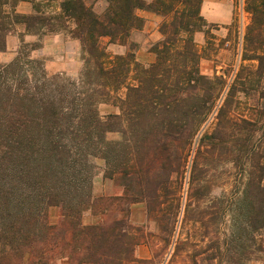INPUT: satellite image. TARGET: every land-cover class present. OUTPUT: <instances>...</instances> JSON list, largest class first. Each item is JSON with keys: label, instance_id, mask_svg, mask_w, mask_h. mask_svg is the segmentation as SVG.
Masks as SVG:
<instances>
[{"label": "trees", "instance_id": "obj_1", "mask_svg": "<svg viewBox=\"0 0 264 264\" xmlns=\"http://www.w3.org/2000/svg\"><path fill=\"white\" fill-rule=\"evenodd\" d=\"M107 1L101 14L84 0H64L59 11L49 5L10 15L2 10L7 0H0V52L14 24L24 23L29 33L79 40L83 59L76 78L49 73L32 57L40 43L0 60V264H154L138 258L136 248H153L158 236L169 243L181 214L182 221L205 226L214 220L216 211L191 213L208 184H202L200 161L222 148L232 156L234 190L210 201L222 214L232 213L238 252L248 240L250 255L264 254V131L256 136L264 129L257 100L264 99V0L246 2L252 18L241 64L213 77L201 72L193 38L203 28V0ZM139 9L168 16L148 64L136 59V43L112 56L104 41L126 45L144 27ZM104 103L119 111L102 114ZM95 159L122 194H95ZM188 169L183 205L181 178ZM135 202L145 203L158 235L131 221ZM51 206L61 210L57 223ZM214 247L221 248L207 250ZM232 263L247 264L240 256Z\"/></svg>", "mask_w": 264, "mask_h": 264}, {"label": "rangeland", "instance_id": "obj_2", "mask_svg": "<svg viewBox=\"0 0 264 264\" xmlns=\"http://www.w3.org/2000/svg\"><path fill=\"white\" fill-rule=\"evenodd\" d=\"M241 1L242 0H233L234 19L228 25L220 26L219 24L209 23L201 14V9L199 11V16L203 18V28L202 30L193 33V38L202 55L200 62L201 72L206 76L213 77L215 75H221L224 71L228 74H232V71L236 70L242 62L241 53L244 42L243 35L251 22L252 15L247 10V0H243L244 13L242 16L239 11V4ZM156 15L157 21L152 31L157 29L160 33L159 40H161L163 36L160 32V27L161 24L168 19V16L163 17L158 14ZM242 22H244V25ZM143 29L144 27L140 30ZM201 36L203 37V40H201ZM147 38L143 39L141 43H136V59L143 64L151 63L149 62V57H151V55L154 56L155 60V54L151 51V48L159 41L147 40ZM104 41L107 43L108 53L112 56L116 55L117 53L115 50L109 47L108 39H105ZM131 42L132 40L130 36L128 43L126 44L127 51L129 50ZM23 45L25 44L22 43L21 46ZM43 59L44 60H41L45 65V58ZM78 62L79 64L74 69L68 71H52L46 67L45 68L49 73L65 72L70 77L76 78L83 66L81 49ZM257 100L260 102V106L264 108V99L257 97ZM99 110L102 114L119 111L118 108L111 103L101 104L99 106ZM211 122H213V119ZM263 131L264 129L256 132V136L259 138L262 137ZM108 137L110 139H114L117 135L109 134ZM221 151L220 155L219 151L216 150L214 153L215 155L207 156L206 159L202 158L200 161V167H202L201 175L203 176L202 184H206L207 181L208 184H206L207 186L203 189V193H205L204 198L196 202L197 204L194 203L192 205L193 209L195 208V213H191V215L194 214L193 217H198L200 216L199 211H205L206 213H208V211H216L218 213L213 216L214 220L209 222L210 226H205L201 222H197L194 219L182 221L183 215L181 214L177 228L172 234L169 243L166 241L164 242L160 236H154L155 238L153 239L156 244H154L153 248L147 245L151 253V257L149 259L153 258L154 264H194L193 260L195 258L198 259L199 264H233L232 261L238 259L239 256L243 258L247 264H264V254L250 255V249L247 246L248 240H245L246 247L244 252H238L237 244L233 240L234 228L232 213L222 214L218 211L219 206L213 207L214 203H211L210 201V199L221 196L223 192H229V194L232 195L234 190L233 183H235V169L232 162V156L228 154L226 148H222ZM94 163L97 167V175L95 177V194L99 195L101 194V190L107 187L109 178L105 177L104 174V162L100 159H95ZM191 165L192 163L189 164V166ZM189 175L190 173L188 169L187 173H185V177L181 178L183 182V188H181L183 192V205L188 201L186 196L189 192ZM214 201L216 203L215 199ZM138 203H143L146 209L144 202ZM49 216L52 223H57L61 218L60 208L57 206H51L49 208ZM205 217L207 220L209 219L208 214ZM92 220V217L86 215L87 222H92ZM147 224V231H151L152 233H155V235L159 234L157 226L152 221L148 222L147 216L143 223L135 225H144L145 227ZM166 235L168 234H164V237ZM212 245H217L221 248L217 250L214 247L207 250ZM197 251L202 253L198 254L196 257L195 253H197ZM211 254H214V258L206 260L205 258ZM58 264L67 263L58 262Z\"/></svg>", "mask_w": 264, "mask_h": 264}, {"label": "crops", "instance_id": "obj_3", "mask_svg": "<svg viewBox=\"0 0 264 264\" xmlns=\"http://www.w3.org/2000/svg\"><path fill=\"white\" fill-rule=\"evenodd\" d=\"M64 0H52L48 4V0H19L13 6L12 0H7L2 4L4 13L13 15V12L22 15H31L36 12V8L40 6L43 10L50 5V10L59 11L60 5ZM152 1V0H147ZM84 2L93 7V9L101 14L108 7L107 0H84ZM137 14L145 19L143 30L135 31L131 35L134 43H141L143 39L157 41L160 39L159 31L152 29L156 25L157 15L145 9L137 10ZM201 14L204 18L213 24L228 25L234 19V3L233 0H203L201 5ZM203 40V37H200ZM28 44L32 46L40 43L39 48L31 51L34 58H45V67L52 71L72 70L78 64L81 44L77 39L66 36L63 33H45L39 34L29 33L24 23H16L12 27L11 32L7 36V48L0 52V60L8 62L12 60L19 50L20 46ZM109 47L114 49L117 54H123L127 51V46L118 43H109ZM154 61V56L149 57V62ZM108 185L101 190L104 194H122V190L115 186L111 179H108ZM146 209L143 203H133L131 205V221L134 224L143 223L146 220ZM90 216V215H89ZM91 217V216H90ZM135 254L140 259H149L151 257L150 250L147 245L141 244L136 248Z\"/></svg>", "mask_w": 264, "mask_h": 264}, {"label": "built area", "instance_id": "obj_4", "mask_svg": "<svg viewBox=\"0 0 264 264\" xmlns=\"http://www.w3.org/2000/svg\"><path fill=\"white\" fill-rule=\"evenodd\" d=\"M239 11L241 12L242 16H243V13H244V8H243V0L240 2L239 4ZM243 25H244V22H242Z\"/></svg>", "mask_w": 264, "mask_h": 264}]
</instances>
